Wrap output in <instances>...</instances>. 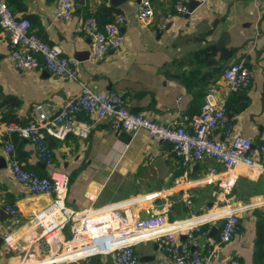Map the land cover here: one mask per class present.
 Instances as JSON below:
<instances>
[{
    "label": "crops",
    "instance_id": "obj_1",
    "mask_svg": "<svg viewBox=\"0 0 264 264\" xmlns=\"http://www.w3.org/2000/svg\"><path fill=\"white\" fill-rule=\"evenodd\" d=\"M7 1L16 14L29 18L41 39L59 45L77 71V78L70 79L44 67L14 68L8 35L0 28V93L4 95L0 110L7 120L28 123L35 117L36 103L56 112L83 83L102 92H119L130 110L169 124L182 113H198L212 84L217 99L226 105L229 130L226 136L224 127L216 126L212 136L228 141L233 135L248 137L252 142L249 152L256 157L258 144L264 142V0H150L154 14L149 24L137 18L139 0L118 4L74 0V13L67 19L54 16L57 0ZM176 1L187 9L193 3L195 7L180 13ZM117 14L124 16L120 24L124 40L116 51L97 60L90 54V38L82 22L94 15L101 26ZM234 61H242L252 73L249 86L238 91H231L221 76L222 69ZM11 97L17 100L13 106L8 105ZM78 119L90 124L88 135L53 138L48 142L53 161L44 167L35 165L39 160L29 140L0 132V205L14 203L18 209L15 215L0 213L1 263L32 259L34 235L29 218L43 216L53 197L81 213L129 205L140 216L166 209L172 220L264 197V172L259 169L238 166L228 171L220 161L205 157L186 167L187 178L175 185L184 168L169 143L153 140L144 128L128 132L130 137L124 141L110 128L108 119L82 113ZM7 139L14 143L13 155L4 147ZM12 156L39 174L51 175L55 192L35 193L14 179L9 166ZM157 157H162L163 165L155 162ZM226 182L231 183L229 193L221 190ZM186 195L188 205L183 202ZM176 200L181 201L180 214L172 206ZM252 206L239 214L238 228L227 242L215 244L222 221L205 223L195 232L192 246L214 245L205 264H223L231 258L242 264H264V205ZM212 227L216 230L210 232ZM134 250L139 264H172L159 238L140 241ZM93 259L99 264H116L109 253Z\"/></svg>",
    "mask_w": 264,
    "mask_h": 264
},
{
    "label": "built area",
    "instance_id": "obj_2",
    "mask_svg": "<svg viewBox=\"0 0 264 264\" xmlns=\"http://www.w3.org/2000/svg\"><path fill=\"white\" fill-rule=\"evenodd\" d=\"M175 9L184 13L187 12V5L176 1ZM74 10V0H57L54 16L67 19ZM153 14L150 0L138 1L136 15L141 23L149 24ZM123 20L122 14H117L101 26L94 15H88L83 20L81 28L90 38L92 57L104 59L120 47L124 40L120 30ZM0 28L8 35L9 57L14 68L44 67L54 75L77 78L71 58L63 54L59 45L41 39L32 30L29 18L16 14L7 0H0ZM221 76L231 91L247 88L252 79L251 70L242 61L228 63ZM215 92L216 87L210 84L198 113H182L178 119L163 124L130 110L121 93L112 90L102 92L81 83L79 92L66 100L56 112H51L43 103L34 104L35 117L26 124L4 120L0 110V132L15 133L29 140L37 159L49 165L53 154L47 138L64 139L70 133L86 137L90 124L78 119V114H93L98 119H108L114 131L134 132L144 128L153 140L169 143L184 168L174 180L175 185L187 178L186 167L205 157L220 161L228 171L241 166L264 172V142L258 144L254 157L249 152L252 142L248 137L233 135L228 141L212 136L216 126L224 127L223 135H229L227 108L224 102L217 99ZM4 147L11 155L14 154L12 140L7 139ZM9 166L14 179L26 184L30 191L55 192V180L51 175L39 174L24 167L14 156ZM221 190L229 193L231 183L221 184ZM183 202L189 204L187 195ZM252 205H264V197L253 203L215 206L205 213L172 220L167 217L166 209L152 210L148 215L140 216L129 205L81 213L66 208L58 197H53L44 207L43 216L33 214L29 218L34 235L32 259L14 264H91L93 256L106 253L112 254L116 264H139L134 246L140 241L155 238L161 239L162 249L172 264H205V260L213 255L214 245L204 249L192 246L195 232L205 223L222 221L215 244L227 242L238 228L239 214ZM1 211L15 215L18 209L14 203H5L0 205ZM180 235L184 238L180 239ZM223 264L242 263L237 258H231Z\"/></svg>",
    "mask_w": 264,
    "mask_h": 264
},
{
    "label": "water",
    "instance_id": "obj_3",
    "mask_svg": "<svg viewBox=\"0 0 264 264\" xmlns=\"http://www.w3.org/2000/svg\"><path fill=\"white\" fill-rule=\"evenodd\" d=\"M122 1H123V0H111V3H113V4H118V3L122 2ZM79 3H83V0H79ZM194 7H195L194 3H193V4H190V6L188 7L186 13L190 12ZM262 96H263V98H264V93H262ZM3 97H4L3 93H0V98H3ZM117 133H118V135H119L124 141L128 140L129 137H130V134L128 133V131H125V130H119V131H117ZM47 139H48V142H52V141H53V138H52L51 136H49ZM155 162H156V163L159 162V166L163 165V159H162V157H157V159H156ZM35 165H36L37 167H44V166H45V163H43L42 161H38V162L35 163ZM157 165H158V164H157ZM172 206H173V209H174L175 213H177V214H180V213H181V207H182V206H181V201H180V200H176V201H174V202L172 203ZM214 230H216V227H212V229L210 230V232H212V231H214ZM180 238L183 239V238H184V235H180ZM140 262H142V259H140ZM157 263H158V261H155V262L152 263V264H157ZM143 264H144V263H143Z\"/></svg>",
    "mask_w": 264,
    "mask_h": 264
},
{
    "label": "trees",
    "instance_id": "obj_4",
    "mask_svg": "<svg viewBox=\"0 0 264 264\" xmlns=\"http://www.w3.org/2000/svg\"><path fill=\"white\" fill-rule=\"evenodd\" d=\"M8 5H9V3H8ZM9 7L13 10V8L9 5ZM17 103V100L15 99V98H13V97H11V98H8V105H15ZM2 118L5 120H7V118H6V114L4 113V112H2ZM9 120V119H8ZM16 120V119H15ZM16 121H19V120H16ZM19 123V122H18ZM25 167V166H24ZM96 256V255H95ZM94 257V256H93ZM93 257L91 258V264H99V263H97V262H95L94 261V259H93Z\"/></svg>",
    "mask_w": 264,
    "mask_h": 264
},
{
    "label": "bare ground",
    "instance_id": "obj_5",
    "mask_svg": "<svg viewBox=\"0 0 264 264\" xmlns=\"http://www.w3.org/2000/svg\"><path fill=\"white\" fill-rule=\"evenodd\" d=\"M56 258H57V256H55ZM41 261H43V260H41Z\"/></svg>",
    "mask_w": 264,
    "mask_h": 264
}]
</instances>
